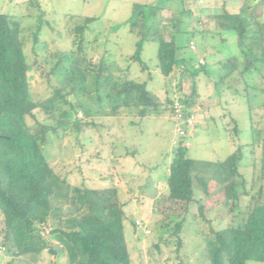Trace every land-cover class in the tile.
<instances>
[{"label":"trees","instance_id":"obj_1","mask_svg":"<svg viewBox=\"0 0 264 264\" xmlns=\"http://www.w3.org/2000/svg\"><path fill=\"white\" fill-rule=\"evenodd\" d=\"M221 4V11L205 15L206 21L200 8L184 9L191 19H202L198 20L201 25L193 27L191 39L200 34L208 43L209 36L234 35L242 53L240 74L253 73L257 66H264V0H239L235 9L227 7L225 0ZM163 10L156 5H133L127 24L138 41L130 60L146 71L143 46L157 42V66L170 80L176 71L184 77L187 61L179 58L180 46L173 36L183 22L181 13L167 19V23L177 21L171 29L167 27L168 39L159 18ZM38 19L32 40L36 54L31 61L21 18L0 12V248L10 257L6 264H40L45 255L48 264H59L60 254L64 264H133L125 223L130 222L134 231L138 227L127 215L125 191L113 182L98 188L72 184L66 172L56 170L45 148L69 130L83 134L96 128L95 116L172 114L174 100L160 101L147 82L130 77L129 67L116 77L112 61L88 55L85 36L96 18L86 17L71 27L75 46L71 53L58 50L48 53L51 61L40 62L36 48L49 50V43L41 36L46 26L42 16ZM180 61L184 67L177 70ZM239 62L237 57L227 59L224 80L239 71ZM60 73L64 80L54 85L50 77ZM38 76L47 79L52 89L43 99L33 95ZM248 87L259 99L258 105H251L253 98L247 95L252 142L238 146L223 161H203L191 158L190 147L179 140L167 167V206L160 212L164 219L155 222L160 230L156 248L172 249L178 264H183L180 254L187 214L194 208L192 216L202 223L210 264H264V76ZM198 96L194 87L190 97L179 100L191 108ZM79 112L84 118L77 116ZM233 130L238 135L237 124ZM215 213L224 226L214 225L211 214ZM44 228L49 231L45 236Z\"/></svg>","mask_w":264,"mask_h":264},{"label":"rangeland","instance_id":"obj_2","mask_svg":"<svg viewBox=\"0 0 264 264\" xmlns=\"http://www.w3.org/2000/svg\"><path fill=\"white\" fill-rule=\"evenodd\" d=\"M238 1L225 0V5L235 9ZM221 2L222 0H0V12L21 18L27 42L26 51L31 61L36 54L32 49L33 32L40 22L38 18L42 16V22L46 26L41 36L48 41L49 50L36 48L40 62L44 58L51 61L48 53L58 50L64 54L71 53L75 47L71 27L86 17L96 18L89 25L85 36L88 55L112 61L116 77L123 75L124 70L129 67L130 77L147 82L148 89L163 103L166 102V97L172 100L180 96L190 97L195 87L199 96L191 110L196 112L199 123L196 124L195 133L189 137V156L196 160L223 161L238 146L252 142L254 135L247 95L253 98L251 105H258L259 99L253 97V89L248 86L261 81L264 66H257L258 69L253 73L240 74L243 69L242 53L232 34L226 33L223 36L228 40H224L221 35L214 38L209 36L208 43L203 41L200 34L191 39L193 27L202 19H191L190 13L183 14L184 9L200 8L199 12L206 21L205 15L221 11ZM136 3L156 5L164 9L159 18L161 29L168 39L167 27L171 29L177 21H166L175 13H181L183 22L180 30L173 36L180 46L179 58L187 61L184 77L179 71L170 80L162 75L157 66L159 45L154 41L145 43L141 53L146 71L142 70L139 63L130 60L135 53L138 38L127 21ZM191 42L195 43L196 49L191 48ZM230 57L240 59L239 71L224 80L228 70L223 64ZM200 59L205 60L206 66L200 64ZM50 65L51 62L46 66ZM183 67V62L180 61L177 70ZM50 78L54 85H59L64 80L61 73ZM51 90L47 79L39 76L36 78L33 89L36 99L45 98ZM77 116L84 118L82 112ZM94 121L96 128L83 134L69 130L63 139L54 141L45 148V155L56 170L68 174L74 185L98 188L113 182L125 191V200L129 201L127 215L136 221H144L150 230V234H145L142 229L134 231L130 222L125 223L133 264H178L172 249L163 245L160 250L156 248L160 230L155 226L156 220L164 219L160 212H165L167 206L164 199L167 192V167L178 141L172 114L153 113L140 118L126 112L121 117L95 116ZM236 124L238 135L233 130ZM194 210L195 208L187 214L181 260L183 264H210L202 237V223L193 219ZM211 218L216 227L224 226L218 221L216 213L211 214ZM59 257V264H64L65 257L61 254ZM8 260L9 255L5 252L0 254V264H6ZM48 263L49 256L45 255L40 264ZM247 264L262 263L249 261Z\"/></svg>","mask_w":264,"mask_h":264},{"label":"built area","instance_id":"obj_3","mask_svg":"<svg viewBox=\"0 0 264 264\" xmlns=\"http://www.w3.org/2000/svg\"><path fill=\"white\" fill-rule=\"evenodd\" d=\"M191 48L196 49L195 43L191 42ZM200 64L204 65L205 60L200 59ZM172 116L176 123V133L178 135V141L183 140L186 147H191V143L189 141L190 135L194 132L197 124V115L195 111H192L191 108L186 107L184 103H182L179 98L175 99L172 105ZM176 142V144L178 143ZM138 229H142L145 234H150V230L144 221L137 220L136 221ZM48 229L44 228L41 231V234L45 236L48 233ZM4 252V248H0V254Z\"/></svg>","mask_w":264,"mask_h":264},{"label":"crops","instance_id":"obj_4","mask_svg":"<svg viewBox=\"0 0 264 264\" xmlns=\"http://www.w3.org/2000/svg\"><path fill=\"white\" fill-rule=\"evenodd\" d=\"M199 119V118H198ZM198 123H199V121H197V125H198ZM197 125H196V128H197ZM195 131H196V129L194 130V132L193 133H195Z\"/></svg>","mask_w":264,"mask_h":264},{"label":"water","instance_id":"obj_5","mask_svg":"<svg viewBox=\"0 0 264 264\" xmlns=\"http://www.w3.org/2000/svg\"><path fill=\"white\" fill-rule=\"evenodd\" d=\"M55 252V255L57 254V252L56 251H54Z\"/></svg>","mask_w":264,"mask_h":264}]
</instances>
